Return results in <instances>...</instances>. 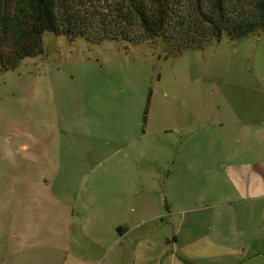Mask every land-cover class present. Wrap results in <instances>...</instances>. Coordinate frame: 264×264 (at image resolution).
<instances>
[{
	"label": "rangeland",
	"instance_id": "obj_1",
	"mask_svg": "<svg viewBox=\"0 0 264 264\" xmlns=\"http://www.w3.org/2000/svg\"><path fill=\"white\" fill-rule=\"evenodd\" d=\"M231 163L264 174V33L45 32L0 73V264H264V176L240 197Z\"/></svg>",
	"mask_w": 264,
	"mask_h": 264
},
{
	"label": "trees",
	"instance_id": "obj_2",
	"mask_svg": "<svg viewBox=\"0 0 264 264\" xmlns=\"http://www.w3.org/2000/svg\"><path fill=\"white\" fill-rule=\"evenodd\" d=\"M45 32L95 43L161 40L182 53L225 33H264V0H0V73L42 54Z\"/></svg>",
	"mask_w": 264,
	"mask_h": 264
},
{
	"label": "crops",
	"instance_id": "obj_3",
	"mask_svg": "<svg viewBox=\"0 0 264 264\" xmlns=\"http://www.w3.org/2000/svg\"><path fill=\"white\" fill-rule=\"evenodd\" d=\"M220 171L221 175H224L227 181V186H224V188L231 189V192L233 191L237 195L239 194L240 197H244L249 188H255L256 184L262 181L260 176H264V174H260V172L253 169L250 170L251 172H248L245 164L242 163H231L228 166L225 164ZM220 171L214 172L217 175ZM231 192L226 194L223 200L224 203H232L238 199Z\"/></svg>",
	"mask_w": 264,
	"mask_h": 264
}]
</instances>
